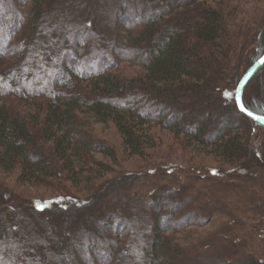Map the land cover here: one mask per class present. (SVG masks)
Returning <instances> with one entry per match:
<instances>
[{"label":"trees","instance_id":"trees-1","mask_svg":"<svg viewBox=\"0 0 264 264\" xmlns=\"http://www.w3.org/2000/svg\"><path fill=\"white\" fill-rule=\"evenodd\" d=\"M150 1L162 7L148 8L147 0H28L25 21L21 11L12 13L0 1V12L11 16L13 30L20 26L9 35L8 49L1 32L0 75L8 69L6 78L34 66V50L25 56L16 49L27 40L37 52L41 49L49 31L46 17L52 26L69 28L47 41L50 52L34 60L40 62L37 67H50L48 77L38 73V80L31 79L17 94L0 90V176L13 173L18 187L39 185L56 194L38 200L20 189L10 197L6 190L13 186L0 180V264H93L92 256L103 264H264V242L258 243L264 216L261 187L259 203L249 205L252 198L244 183L233 178L171 177L172 169L165 179L148 170L117 171L118 150L94 138L78 116L83 109L98 122L112 123L127 156H144L153 146L151 129L159 126L188 143L211 147L226 163L262 165L255 151L245 160L253 151L249 136L256 131H248L245 122L263 135L264 126L240 112L234 101L237 82L264 53L257 46L263 27L246 31L257 15L243 12L235 22L207 0ZM252 46L260 53L247 65L239 63ZM120 61L135 63L140 73L123 75ZM231 69L237 79L226 85L222 81ZM256 73L264 77V64L244 85L242 103L264 115V105L253 104L255 97L246 89ZM39 81L45 86L36 87ZM94 154L110 163L95 160ZM93 168L111 175V181L97 182ZM252 174L247 179L259 178ZM130 175L140 176V182ZM74 181L90 185L89 198L78 200L68 187ZM259 185L264 187V179ZM163 200L169 212L161 207ZM232 202L238 204L234 209ZM257 205L262 211L252 214ZM220 211L228 212H223L228 222L202 239L197 250L185 252L174 242L170 233Z\"/></svg>","mask_w":264,"mask_h":264},{"label":"rangeland","instance_id":"rangeland-1","mask_svg":"<svg viewBox=\"0 0 264 264\" xmlns=\"http://www.w3.org/2000/svg\"><path fill=\"white\" fill-rule=\"evenodd\" d=\"M3 3L7 4V9L8 11H11L12 13L15 12V9L19 10L22 12L23 14V20L25 21V11L27 10V8L29 7V2L28 0H0ZM150 0H147L146 3H148V8H155L156 10L159 9V7H162V5L157 2H151ZM207 3H209L210 6L215 7L217 9H220L221 11L224 12L225 15L227 16H232L233 20H237L239 18L242 17V13H248V11L252 12V14H256L257 18L256 20L253 22V25H249L247 28V33L249 31L252 32V30H254V28L256 29V26H262L263 27V32L260 34V38L258 40V49L260 50L262 47V50L264 49V0H207ZM260 3V4H259ZM262 3V5H261ZM101 4L103 5V3L101 2ZM114 5V4H113ZM116 5H114L113 7H109V13L110 15L113 13V9ZM263 6V7H262ZM100 9V11L102 13L105 12V10ZM15 8V9H14ZM193 11H196V7L194 6ZM257 11V12H256ZM13 17V16H12ZM11 19V16L6 15L2 12H0V36H1V32L4 33L3 38L5 39V44L3 47H5L6 49H8L7 46L11 45V36H9L10 34L14 33L15 31H17L19 29V27H17L15 29V31L13 30V26L11 25L12 23L9 24V20ZM49 17H46L44 22H45V29L48 31L44 36L43 43L41 46V49L37 50L35 48H33V45L31 40H27V43L22 44L20 43V47H18L16 49V52L20 55H27V56H31L30 52L31 50H34L36 52V54L33 52L32 56L33 59L35 60L38 55L40 57L43 51L45 52H50L48 51L49 49L47 48L46 42H50V40H52V38H56L57 35H64V33L69 30V28L64 25L63 27H60L57 23H55L53 26L51 25V22L48 20ZM235 22H239L238 20ZM234 29V28H232ZM235 30V29H234ZM102 31H104V29H102ZM19 32V31H18ZM17 32V33H18ZM14 35V34H12ZM2 47V46H1ZM10 47V46H9ZM261 50V51H262ZM3 52V50H2ZM1 52V53H2ZM245 52L248 53L246 55L245 58H243L239 63H242L244 65L249 64L251 61L250 59L254 58L256 55H258L260 53V51L256 54L254 46H252V48L250 49H245ZM43 54V53H42ZM51 54V53H49ZM44 55H47L44 54ZM232 58L235 56L234 53L231 54ZM108 57H105L107 61H112L110 55H107ZM68 60V57H66ZM32 59V58H31ZM65 59V54L64 56H62V59L60 60L62 62V60L64 61ZM71 59V58H70ZM36 64L40 63L39 61H34ZM74 61V58H72V61ZM80 61V59H79ZM110 61V62H111ZM250 61V62H248ZM120 65L118 66L119 71L123 74V75H135L140 73V67H137L135 63H131V62H122L120 61ZM31 66L30 71H25L24 73L22 72H17L16 74H14L15 76L17 75V77H15L14 75L10 78H6L5 75L7 73L10 72V70L8 71V69L2 71L1 75H0V90H2L4 93H6L7 91H11V89H14L16 94L18 92V90L22 87V86H27L28 82L31 79H37V75L38 73L41 75V73H43L45 76L47 75V77L49 76L48 71L50 67H48L46 65V67H37V65ZM56 61L55 64L52 63V67L51 70H53V67L56 66ZM60 64V62H59ZM12 64L9 66L11 67ZM57 67V66H56ZM46 68L48 69V71L46 70ZM244 69L241 70V73ZM46 71V72H45ZM4 72V73H3ZM48 73V74H47ZM235 71L234 69L229 70L226 73V77L225 80H223L222 82H225L226 85H229V82L234 81V75ZM256 73V75L253 77V79L251 80V83L247 86L246 89L248 92V95L250 96H254L255 98L251 101L253 104L256 103L257 105H264V94L263 91L260 90V85L264 86V77H260V74ZM240 75V74H239ZM36 76V77H35ZM5 77V78H4ZM33 77V78H32ZM237 79V78H236ZM235 79V80H236ZM38 80V79H37ZM43 81H39V84L41 85H37L36 87L39 86H45L44 83H42ZM29 86V85H28ZM35 87V86H33ZM48 87H46L47 89ZM44 89V90H46ZM7 90V91H6ZM11 103L17 108H21L22 104L19 103L18 101H11ZM30 104H26L23 105L24 107H29ZM78 116L79 117H83L84 121L86 122V126L84 128H89L88 132L91 133V135L96 138V139H100V140H104L106 142H108L109 144H111L113 147H115L118 152V164L116 166H113V169L117 170V171H122V172H128V173H139L142 172L143 170H148L150 171L151 175H155L157 173V175L159 177H164L168 178L170 176H168V171L170 169L173 170V172L171 173V177L175 175V177H185L186 178H196L197 176L202 179V180H206L207 177L210 178H227V179H231L233 178L234 180H238L241 183H244V190L247 191L250 194V204L249 205H256L257 203V199H260V187L263 189L262 192L264 193V187L259 185L262 180L264 179V144L259 143V141L261 142V140L264 138L263 132L261 130H259L254 124L249 123V122H245L246 123V127L248 129V131L255 129V133L252 134L251 132V136L250 137V144L252 146L253 151H250V154H246V161L248 162V158H250V156L253 155V152H258L259 157L257 158H261V159H257L260 161V163L262 165L259 164H255L254 162H248V165L250 164L252 166V168H250L249 166L245 168L244 164H229L226 163L222 157V155L220 153L214 152L213 149H211V147L209 148H203L200 147L198 145H195V143H188L186 142V140H184L181 136H174L173 133H171L168 130H165L159 126H154L151 129L152 132V138L154 140L153 142V146H151L150 148H148L146 150V153L144 156L142 157H138L136 155L134 156H127L124 155L122 152V147H121V141H120V136L115 128V126L112 123H101L98 122L90 113L84 112L83 109H79L77 110ZM215 123H217V125H221L219 124V120L214 121ZM94 159L95 160H101L105 163H110L109 159L105 158L104 156H102L101 154H94ZM237 165V166H236ZM258 165V166H256ZM95 167V166H92ZM245 168V169H244ZM250 168V169H249ZM160 169V170H159ZM93 170L96 172V175L98 176L97 182H103V181H111V175L106 174L104 172H97L96 170L98 169H94ZM251 170V171H250ZM154 172V173H153ZM253 172V174L251 176L254 175V173L260 174L259 178L256 180H249L247 179V174ZM15 176L16 174L13 173H6V174H2L0 176V180L5 183L8 184L10 186H13V190H6V192L8 193V195L10 197H14L15 196V192H17L20 189H25L28 193L27 195L30 193L31 197H35L34 199H50V198H54L56 195L55 192H51L49 191L46 187L43 186H23V187H18V185H15ZM113 176V175H112ZM131 179L133 177V180L140 182L141 177L138 175H130ZM197 177V178H198ZM254 177V176H253ZM200 183V180H198ZM75 183H71L69 182L68 187L71 188L76 192L75 194L77 195V197L79 198L78 200H82V199H87V197L89 198L91 195V191L92 188H90L89 184H83V183H76V181H74ZM249 186V187H248ZM57 189L62 188L61 186L56 185L55 186ZM95 188V187H94ZM93 188V189H94ZM252 189H254L255 193H252ZM132 194V192H131ZM5 196V194H4ZM4 196H3V200H4ZM120 197V196H119ZM234 197V196H233ZM20 199V198H18ZM17 203V201H16ZM227 203H230L229 201H227ZM25 204H27V201H25ZM120 205L125 206L127 205L126 202H122L120 203ZM234 205H238L237 203L235 204L234 202H232V207L234 209ZM1 207V206H0ZM161 207L163 209H165L167 212H169V203L166 200L161 201ZM252 207V206H251ZM76 213L79 209H75ZM262 211L261 206L257 205L254 209L251 210L252 214L258 215L260 212ZM223 212H227V211H220L219 213L217 212L214 215H207L206 218H204V220H197L198 224H194V223H190L187 227H183L181 230L170 233V235L172 236V238H174V242L178 243L181 245V247L185 248V252H190V250L196 249L197 250V246L199 245L200 241H202V239L204 240L207 236L211 235L213 232H215L217 229H219L221 227V225L224 222H228L229 218L226 214H224ZM228 213V212H227ZM235 211H232L230 214L234 215ZM22 216L24 217L23 213H21ZM24 214L27 216V212H24ZM129 215L133 216L132 214L128 213ZM130 216V217H131ZM244 217V216H241ZM256 218H254V220L259 221L257 219H261V218H257L259 216H255ZM244 219H246L244 222H247L245 224H248V219L244 217ZM129 220V219H126ZM255 221V222H256ZM262 225L261 228L258 231V234H260V239L258 240V243L261 246V242H264V216L263 219L261 221ZM131 225V224H130ZM50 229V228H48ZM124 232H127L129 229H131L130 227H123L122 228ZM132 230V229H131ZM108 235H111L110 237L114 236V233H109ZM173 242V243H174ZM127 245H123V247H126ZM40 247V246H39ZM258 245L256 247H252L257 248ZM97 250V249H96ZM100 249H98L99 251ZM124 251V250H123ZM193 252H191L192 254ZM190 254V255H191ZM96 255V254H94ZM261 256V254L259 255V257ZM192 257V256H190ZM92 261L93 264H103L101 262H98L99 260L97 259V256H92ZM262 259L261 261H264V258H260ZM25 261V257L22 260V262ZM116 264V261L115 263Z\"/></svg>","mask_w":264,"mask_h":264},{"label":"water","instance_id":"water-1","mask_svg":"<svg viewBox=\"0 0 264 264\" xmlns=\"http://www.w3.org/2000/svg\"><path fill=\"white\" fill-rule=\"evenodd\" d=\"M264 64V53L247 69V71L242 75V77L239 79V81L236 84L235 92H234V101L235 104L240 111V108L238 106V103H242V89L244 85L247 83V81L255 74V72ZM243 104V103H242ZM241 112V111H240ZM246 116H248L246 113L242 112ZM253 116H264L261 114H257L253 112ZM249 117V116H248ZM253 121H256L264 126V120H257L253 117H249Z\"/></svg>","mask_w":264,"mask_h":264},{"label":"snow or ice","instance_id":"snow-or-ice-1","mask_svg":"<svg viewBox=\"0 0 264 264\" xmlns=\"http://www.w3.org/2000/svg\"><path fill=\"white\" fill-rule=\"evenodd\" d=\"M237 103H238V106H239L241 112L246 113L249 117H253L254 119L264 120V116H253L252 111H250L248 108H246L242 103H239V102H237Z\"/></svg>","mask_w":264,"mask_h":264}]
</instances>
